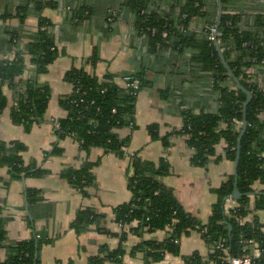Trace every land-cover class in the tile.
<instances>
[{
    "label": "trees",
    "instance_id": "1",
    "mask_svg": "<svg viewBox=\"0 0 264 264\" xmlns=\"http://www.w3.org/2000/svg\"><path fill=\"white\" fill-rule=\"evenodd\" d=\"M35 5L41 11L45 4L35 1ZM124 5L134 11L135 29L147 40L149 54L158 55L172 50L176 56H185L188 51L191 52L187 70L182 69L178 74L182 83H190L194 87V104L181 111L184 118L181 133L188 136V144L194 151L193 164L205 166L214 156L219 159L216 147L221 141L226 142V158L235 162L243 127L247 95L237 88L220 56L217 42L236 76L252 92L238 167V186L242 194L238 199H232L236 202L234 207L226 208L230 200L228 197L234 190L235 176L232 175L216 190L218 199L213 205L212 215L207 222H203L183 208L173 189L163 181L170 171L166 159L156 164L134 154V170L129 177L133 198L114 210L116 222L130 227L120 233L121 243L117 248L101 246L90 257V263L124 264V243L131 232L142 238L132 253H144L145 264H153L163 260L167 254L180 255L181 237L198 230L213 250L208 256L199 252L187 255L184 257L185 264H229L230 258L247 254L252 256V264H264V222L258 215L247 220L252 212L253 196L256 198L255 210L264 209V191L254 188L257 181L264 183V86L257 78L258 73L264 72V0H222L220 23L218 0H125ZM69 9L72 10V19L78 23L90 13L85 4ZM29 12L26 5L21 7V19L24 20ZM110 16H113L111 10ZM195 19L200 21V28L193 27ZM52 24L41 15L39 30L23 48L17 47L18 35L11 32L7 45L10 49L15 48V56L0 61V113L7 106L4 87H14L17 93L11 118L26 132L43 122L51 99L49 84L41 83L39 76L46 73L49 65L60 55L51 31ZM213 28H216L215 32ZM27 55L31 56L35 75L23 79ZM96 59V56L91 58L93 61ZM251 68L254 69L252 74L248 72ZM147 73L145 66L127 73L121 76L125 82L122 85L115 74L108 73L99 78L83 68L69 70L65 79L73 85V91L59 99L68 115L58 121V137L71 136L86 150L101 147L106 153L124 155L130 139H123L117 131L136 126L139 92L152 85ZM135 81L137 87L126 85ZM184 95L181 93L182 99ZM212 102L216 103V108L210 107ZM183 103L186 105L187 102L184 100ZM195 106L200 107L198 112H195ZM238 121L241 124L238 125ZM149 130L154 139L160 138L157 124H151ZM167 140L164 138L166 145ZM25 150L26 145L21 141L0 140V168L8 167L13 179L41 173L40 170H33L32 165H26L23 157ZM61 151L62 148L57 146L54 153ZM96 164L87 162L79 169H68L62 177L86 194L87 187L93 183ZM35 193V190H28L29 201L35 198ZM2 212L0 207V248L7 246L8 258L0 260V264H40L41 247L51 240L35 235L29 240L9 242ZM101 217L93 209H80L71 228L81 234L97 224ZM160 230L168 232L164 240L143 239L145 232ZM252 245L260 250L259 256L252 254Z\"/></svg>",
    "mask_w": 264,
    "mask_h": 264
},
{
    "label": "crops",
    "instance_id": "2",
    "mask_svg": "<svg viewBox=\"0 0 264 264\" xmlns=\"http://www.w3.org/2000/svg\"><path fill=\"white\" fill-rule=\"evenodd\" d=\"M35 1L45 4L41 11ZM124 1L0 0V61L15 56V48L10 49L7 45L10 33H17L18 48L25 47L39 30L41 15L53 23L51 31L60 51L48 71L39 76V81L51 88V99L43 122L35 124L30 132L13 122L11 108L15 104L17 90L7 85L4 87L7 106L0 113V140L23 142L26 145L23 152L26 165H32L33 170L41 172L13 179L8 167L0 168V207L3 209L7 237L9 242L29 240L35 235L51 240L41 247L40 264H91L90 257L101 246L111 249L119 246L120 233L130 226L123 227L117 223L114 210L133 198L129 177L134 170V154L156 164L166 159L170 171L163 181L173 189L183 208L203 222H207L212 215L213 205L218 199L216 190L234 175V161L225 156V141L216 147L219 159L214 156L207 165L197 166L192 161L194 151L188 144V136L181 133L184 126L181 111L194 104V87L190 83H182L178 71L187 70L191 52L188 51L185 56H176L172 50L158 55L149 54L147 40L135 29V13L124 5ZM82 4L90 13L78 23L72 19L69 7ZM25 5L30 12L22 20L19 12ZM110 10L113 16H110ZM192 25L200 28V21L195 19ZM92 56L97 59L91 60ZM143 66L147 68V77L152 85L139 92L136 126L117 131L123 139H130L124 155L106 153L101 147L86 150L71 136L58 137V121L68 115L59 99L73 91V85L65 79L69 70L83 68L99 78L108 73L115 74L117 81L125 85L121 76ZM34 73L31 56L27 55L22 78L26 79ZM257 78L264 86V72L258 73ZM165 92L168 95L165 96ZM181 93L185 94L186 105ZM210 107L216 108V103L212 102ZM199 110L200 107L195 106V112ZM151 124L158 125L160 138L152 137L149 130ZM164 138H168V145L164 143ZM57 146L62 148L60 153H54ZM87 162L97 164L93 168V183L83 194L62 177V173L72 168L79 169ZM254 188L264 191V183L257 181ZM29 189L36 192L32 201H29ZM235 205V200L230 199L226 208ZM83 208L93 209L102 217L97 224L78 234L71 228V223ZM255 208L256 198L253 196L252 212L247 220L258 215L264 222V209L257 211ZM167 234L166 230L145 232L143 239L161 241ZM141 240L140 236L129 232L124 243V264H145L144 253H132ZM180 244V255L167 254L163 260L153 264H185V256L194 252L208 256L213 250L198 230L184 234ZM7 258L5 245L0 248V260Z\"/></svg>",
    "mask_w": 264,
    "mask_h": 264
},
{
    "label": "water",
    "instance_id": "3",
    "mask_svg": "<svg viewBox=\"0 0 264 264\" xmlns=\"http://www.w3.org/2000/svg\"><path fill=\"white\" fill-rule=\"evenodd\" d=\"M218 6H219V17H218V23L221 22V17L223 14V5H222V0H218ZM218 31V29H217ZM217 48L219 50L220 56L225 64V66L227 67L232 79L234 80L237 88H239L240 90H242L243 92L246 93L247 95V101L245 102L244 105V120H243V127L238 139V150H237V157L236 160L234 162V176H235V180H234V190L233 193L228 197V199H238L241 196V191L239 190V186H238V182H239V174H238V167H239V160H240V154H241V141L242 138L244 136V134L246 133L247 130V107L248 104L250 103L251 99H252V92L247 89L241 82V80L239 79V77L236 76V74L234 73V71L232 70L231 66L229 65V63L227 62L225 55L222 51V48L219 44V42L216 43ZM230 234H231V230H232V226L230 225ZM252 249V253L254 252V247L251 246ZM38 253H36V257H37Z\"/></svg>",
    "mask_w": 264,
    "mask_h": 264
},
{
    "label": "built area",
    "instance_id": "4",
    "mask_svg": "<svg viewBox=\"0 0 264 264\" xmlns=\"http://www.w3.org/2000/svg\"><path fill=\"white\" fill-rule=\"evenodd\" d=\"M213 32L216 31V28H213L212 30ZM211 38H215L214 36H212ZM252 70V71H251ZM251 70H248V72L250 74H252L254 72V69L251 68ZM129 77H127L126 79H128ZM127 86L132 85L134 87H137L138 83L137 81L133 82V83H126ZM237 124H241L239 121L237 122ZM252 242V241H251ZM254 247V252L252 253L253 255L259 256L260 255V250H258L257 248H255L254 245H252ZM252 256H250L249 254L243 256V257H238V258H230L229 259V264H252Z\"/></svg>",
    "mask_w": 264,
    "mask_h": 264
},
{
    "label": "rangeland",
    "instance_id": "5",
    "mask_svg": "<svg viewBox=\"0 0 264 264\" xmlns=\"http://www.w3.org/2000/svg\"><path fill=\"white\" fill-rule=\"evenodd\" d=\"M248 70H251V69H248ZM252 71V70H251Z\"/></svg>",
    "mask_w": 264,
    "mask_h": 264
}]
</instances>
